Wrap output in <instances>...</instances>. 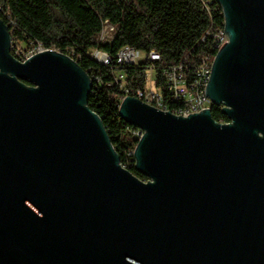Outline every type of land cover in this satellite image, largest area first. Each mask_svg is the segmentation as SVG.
<instances>
[{
  "label": "water",
  "instance_id": "obj_1",
  "mask_svg": "<svg viewBox=\"0 0 264 264\" xmlns=\"http://www.w3.org/2000/svg\"><path fill=\"white\" fill-rule=\"evenodd\" d=\"M228 41L187 116L134 96L139 179L89 103V75L44 49L19 60L0 19V264H264V0H217Z\"/></svg>",
  "mask_w": 264,
  "mask_h": 264
},
{
  "label": "trees",
  "instance_id": "obj_2",
  "mask_svg": "<svg viewBox=\"0 0 264 264\" xmlns=\"http://www.w3.org/2000/svg\"><path fill=\"white\" fill-rule=\"evenodd\" d=\"M0 19L9 30L15 58L23 60L25 53L38 48L56 50L97 79L90 107L100 116L120 161L143 181L147 177L131 165L127 155L135 146L130 136L133 126L119 116V98L145 87L150 68L163 92L165 67L181 64L185 77L191 79L202 58L216 52L205 33H215L224 25L217 0H0ZM104 20L114 26L110 40L99 39ZM124 45L153 50L159 59L120 65L116 53ZM93 49L105 51L110 64L94 60L89 54ZM118 72L123 79H118ZM211 116L228 121L221 106L213 104Z\"/></svg>",
  "mask_w": 264,
  "mask_h": 264
},
{
  "label": "built area",
  "instance_id": "obj_3",
  "mask_svg": "<svg viewBox=\"0 0 264 264\" xmlns=\"http://www.w3.org/2000/svg\"><path fill=\"white\" fill-rule=\"evenodd\" d=\"M114 30L113 24L108 20H104L102 23V28L99 33V39H108L112 38V32ZM224 25L219 31L215 33H205L211 37V49L218 51L220 45L224 41H228V37L224 34ZM205 38V37H203ZM44 49L38 48L36 51H30V54H25V58L29 57L37 51ZM210 53L205 55L197 68L194 71V74L191 79L185 77V74L182 72L181 64L171 65L162 69L161 75L164 78V87L165 92L156 86L154 83V78L152 74V69L150 68L147 72V81L146 85L143 88L137 89L134 97L137 99L152 105L158 109L169 111L175 115L187 116L190 113H197L201 109H210L213 105L211 99L205 94V88L211 71V66L213 58L216 54ZM90 56L101 64H110L111 57L105 52L97 49H93L89 52ZM24 58V59H25ZM23 59V60H24ZM117 62L120 65L125 64H140L146 60H157L159 59L158 53L153 50L146 52L137 50L129 45L122 46L116 53ZM118 79H123L122 72L117 73ZM150 78V79H149ZM92 88L89 93L88 103L95 98L93 84L97 79L94 80L90 77ZM130 96L124 94L119 98L118 109L124 97ZM168 100V102L166 101ZM177 103V106L171 105V103ZM119 114V113H118ZM125 121V120H124ZM216 121V120H215ZM126 122V121H125ZM218 123H228V121H216ZM133 126V125H132ZM144 134V131L138 127L133 126L130 130V136L134 141L136 146L138 140ZM134 146V148H135ZM133 152H129L127 155L130 158L131 165H134ZM120 165L126 168V164H123L120 161Z\"/></svg>",
  "mask_w": 264,
  "mask_h": 264
},
{
  "label": "rangeland",
  "instance_id": "obj_4",
  "mask_svg": "<svg viewBox=\"0 0 264 264\" xmlns=\"http://www.w3.org/2000/svg\"><path fill=\"white\" fill-rule=\"evenodd\" d=\"M22 46H25L24 44H22ZM34 51V50H33ZM25 54H30V52H27V53H25ZM150 79V78H149Z\"/></svg>",
  "mask_w": 264,
  "mask_h": 264
}]
</instances>
